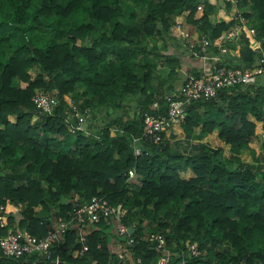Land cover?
Segmentation results:
<instances>
[{
	"label": "trees",
	"instance_id": "1",
	"mask_svg": "<svg viewBox=\"0 0 264 264\" xmlns=\"http://www.w3.org/2000/svg\"><path fill=\"white\" fill-rule=\"evenodd\" d=\"M176 15L209 39L210 71L251 67L264 56V0H0V204L7 226L40 237L75 202L102 194L124 208L121 221L134 232L163 235L172 254L167 264H179L188 241L200 254L187 264H264V138L258 139L264 73L185 107L181 130L197 127L198 138L215 130L226 151L206 145L173 151L172 127L159 130L157 140L140 136L142 110L153 97L173 92L169 81L161 93L147 88L156 39L166 50L165 42L176 38L170 32ZM237 24L236 35L223 40L224 51L212 45ZM177 46L190 54L181 39ZM171 55L165 63L173 80L179 61L173 65ZM35 91H54L51 114L34 110ZM63 95L87 108V133L64 125ZM132 95L137 104L128 112L123 101ZM254 140L257 153L249 145ZM133 145L148 152L133 155ZM74 237V228L67 229L48 258L39 251L12 258L0 250V264H49L55 254L65 264H152L156 257L146 241L125 244L103 218L90 227L87 249L78 255H72Z\"/></svg>",
	"mask_w": 264,
	"mask_h": 264
},
{
	"label": "built area",
	"instance_id": "2",
	"mask_svg": "<svg viewBox=\"0 0 264 264\" xmlns=\"http://www.w3.org/2000/svg\"><path fill=\"white\" fill-rule=\"evenodd\" d=\"M233 1V0H230ZM198 7V5H197ZM240 24L235 25L225 34L219 35L212 40V45L219 47V50L224 51L223 40L232 37L240 29ZM172 28L175 29L182 42L187 45L192 55L207 57V46L210 44L209 39L204 33L197 34L194 37L182 28L180 20H174ZM248 32L253 34L252 28H248ZM264 73V56L260 55L258 61L251 67H231L215 68L210 72H201L195 75L191 72L184 74V79L177 89V93L167 94L162 98V108L159 99L151 101L150 105L143 109L140 113L141 122L143 124L140 136L145 138L158 139V131H167L170 127L178 124L184 116V107L193 99L208 98L217 91L220 87H228L234 84L246 81L250 76ZM52 92L35 91L30 100L33 103V108L40 114H51L53 108L58 103V98ZM62 100L65 106L62 109L64 125L70 132L75 130L87 133L85 128L86 118L85 113L87 108L80 110L78 106L68 96L63 95ZM264 137V131L260 133ZM133 155L146 154L147 149L139 145L132 146ZM127 174L132 173V168L126 169ZM18 211V206H15V212ZM5 208L0 204V250L6 257L17 258L24 252L39 251L45 258L50 256V247L56 246L61 242L63 233L74 228V239L78 243V247L72 250V255H78L87 249V235L90 227L93 228L99 219L111 221V228L117 234L123 235L124 243L134 245L138 240L146 241V243L156 252V257L153 264H166L171 254L170 249L165 247L164 238L161 233L149 232L146 234H138L132 229L127 232L126 224L121 221L124 214V208L120 205L111 203L102 194H93L88 200L77 203L75 202L67 213V218L57 216L52 219L51 226L46 229L44 235L36 237L29 234L25 229L17 228L16 226H7L5 224ZM187 251L191 255H197L199 250L194 243L186 245ZM138 261V258L135 259ZM49 264H65L57 254L53 259H50ZM180 264H185L183 258L180 259Z\"/></svg>",
	"mask_w": 264,
	"mask_h": 264
},
{
	"label": "crops",
	"instance_id": "3",
	"mask_svg": "<svg viewBox=\"0 0 264 264\" xmlns=\"http://www.w3.org/2000/svg\"><path fill=\"white\" fill-rule=\"evenodd\" d=\"M221 10H218V12H220ZM182 16L181 15H176L174 17V20H180L181 21ZM191 37H194L197 35V31L194 29H188L186 28ZM170 32L172 33L173 37L177 36L178 34L174 31L173 28L170 27ZM158 41V44H156V48L153 49L155 56H153V58H156V62H158V60L160 58H163V61L165 62L166 60V55L168 54H172L171 57L172 58V62L173 65L176 64V60L179 61V66L175 65V68L177 70V72L175 73V77H173V80L171 78L167 79L168 76L166 75V72L169 68L168 64L166 65L164 63V66L162 67V69L158 68V66L156 67V70L154 71L155 74L153 76V79L150 82V86H148L147 91L149 94H153L154 92H158L161 93V90L165 87L164 84L165 82H171V86H172V90H174L175 88H177L180 84V82L182 81L184 74L192 71V69H197L198 71H200L201 69H205L207 68V66L209 65V62L207 59H203V58H199V57H195L192 56L188 53V51L184 50L183 48H181L180 46H177V43H173L175 42V39L172 41L168 40V44H167V50H162L160 48H158V46L160 45V39L157 38L156 42ZM237 45H235L236 48ZM161 62V61H159ZM172 67V66H171ZM150 96V95H149ZM132 100L137 101V97L135 96H131ZM135 104H137V102H135ZM264 109V108H263ZM170 132L167 134L168 137V147H170L171 150L173 151H183V152H189L192 151L194 149H197L199 147H201L202 145H206L209 147H220L222 148V150L226 151L227 150V145L225 143H223L221 140H219L216 137V131L212 130L204 135H202L200 138L195 137L194 134L198 132V128L195 127L192 132H183L181 130V126L180 125H173L172 128L169 130ZM210 136L214 137L215 140L218 141L215 143H211L209 140ZM249 145L253 148L254 147V143L251 144V142H249ZM243 151L240 152V156L244 159V161H246L247 159L245 158L246 155ZM249 155V154H248Z\"/></svg>",
	"mask_w": 264,
	"mask_h": 264
},
{
	"label": "clouds",
	"instance_id": "4",
	"mask_svg": "<svg viewBox=\"0 0 264 264\" xmlns=\"http://www.w3.org/2000/svg\"><path fill=\"white\" fill-rule=\"evenodd\" d=\"M173 25V24H172ZM181 25H182V23H181ZM171 28H172V26H171ZM182 28L183 29H186V27H184L183 25H182ZM232 29V28H231ZM231 29H229V30H231ZM187 30V29H186ZM240 30V29H239ZM238 30V31H239ZM248 30V29H247ZM174 31L178 34V32L174 29ZM188 31V30H187ZM189 32V31H188ZM227 32V31H226ZM225 32V33H226ZM224 33V34H225ZM197 34H198V32H197ZM199 34H201V33H199ZM221 35V34H220ZM236 35V34H235ZM235 35H233L232 37H234ZM178 36L180 37V35L178 34ZM219 36V35H218ZM217 36V37H218ZM217 37H215V38H217ZM214 38V39H215ZM181 39V38H180ZM229 39H231V37H229V38H227V39H225V41H228ZM256 41L258 40V39H255ZM182 41V40H181ZM224 43V42H223ZM221 51V50H220ZM191 55H192V53H190ZM192 56H195V57H199V58H203V57H200L199 55L197 56V55H192ZM214 55L213 54H211L210 55V53H209V49H208V47H207V57H205V58H203V59H207V60H209L210 58H212ZM260 56V55H259ZM258 56V57H259ZM257 61H258V58H257ZM209 66V65H208ZM208 66H207V68H205V69H201L200 71H199V73H201V72H210V70H208ZM231 67H238V66H231ZM241 68V67H240ZM244 68V67H243ZM183 79H184V77H183ZM183 79H182V81H183ZM181 81V82H182ZM181 82H180V84H181ZM179 84V85H180ZM179 87V86H178ZM178 87L177 88H175L174 90H172L173 92H169V94H174V93H177V89H178ZM167 95V94H166ZM165 96V95H164ZM163 96V97H164ZM163 97H161V98H158V97H153L149 102H148V105H147V107L150 105V103H151V101L152 100H154V99H159V102H160V104L162 103L163 104V102H162V98ZM162 104H161V108H162ZM146 107V108H147ZM186 107V106H185ZM185 107H184V114H185ZM85 118H86V121L88 122V119H87V116L85 115ZM87 124V123H86ZM179 124V123H178ZM175 125H177V124H175ZM263 131V130H262ZM262 131H259L260 133L262 132ZM260 133L258 134V139H262V138H264V137H262L261 135H260ZM259 149V148H258ZM258 152H259V150H258ZM128 225H130V224H128ZM133 227V226H132ZM132 231V230H131ZM130 231V232H131ZM159 233V232H158ZM164 238V237H163ZM164 243H165V239H164ZM189 243H194L195 244V246L197 247V244L195 243V241H188L184 246H185V248H184V250H181L180 251V257L178 258L179 259V264H180V259L181 258H183L184 259V261H185V264H187L186 263V259L188 258V257H194V256H198L199 254H200V250H199V248L197 247V249L199 250V253L197 254V255H191L188 251H187V249H186V245L187 244H189ZM165 247H167V245H165ZM169 248V247H168ZM171 252V251H170ZM156 253V252H155ZM171 255L172 254H170V256H169V259H168V261H170V259H171ZM168 261L166 262V264L168 263ZM153 264V263H152ZM190 264H198V263H196V262H194V263H190Z\"/></svg>",
	"mask_w": 264,
	"mask_h": 264
},
{
	"label": "rangeland",
	"instance_id": "5",
	"mask_svg": "<svg viewBox=\"0 0 264 264\" xmlns=\"http://www.w3.org/2000/svg\"><path fill=\"white\" fill-rule=\"evenodd\" d=\"M220 2V1H219ZM221 3V2H220ZM220 7H221V5H220ZM175 42L177 43V44H179V42H180V38L178 37V36H176V38H175ZM156 44H158V41L156 42ZM167 42H165V46L167 47ZM168 48V47H167ZM167 48H166V50H167ZM150 60H151V58H150ZM159 61H161V62H159ZM164 61H163V58H160L159 60H158V62L155 64V66H158V68H160V69H162L163 70V66H164ZM166 64V63H165ZM167 65V64H166ZM114 96L116 97V100L118 99V98H120V94L119 93H116V94H114ZM135 102H137V101H134V100H132V99H125V101H123V105H124V107H125V109L128 111V112H131L132 111V108H134V106L136 105L135 104ZM102 112V111H101ZM92 114H93V111H92ZM90 116H91V113H90ZM9 119H12L11 117H9ZM97 120V119H96ZM179 125V124H178ZM210 140V142L211 143H215V142H217L218 143V141L217 140H215V138L212 136H210V138H209ZM252 143H254V147L255 148H253V150H254V153H257L258 152V145H257V141H251V144ZM245 154H243V155H246L245 156V158L247 159V158H249V155L247 154V152H244ZM181 173V175H183V176H186V175H188L189 173H190V171H189V169H186V170H184V172H180Z\"/></svg>",
	"mask_w": 264,
	"mask_h": 264
},
{
	"label": "water",
	"instance_id": "6",
	"mask_svg": "<svg viewBox=\"0 0 264 264\" xmlns=\"http://www.w3.org/2000/svg\"><path fill=\"white\" fill-rule=\"evenodd\" d=\"M132 229H133V227H132L131 225H127V226H126V230H127V232H130Z\"/></svg>",
	"mask_w": 264,
	"mask_h": 264
}]
</instances>
